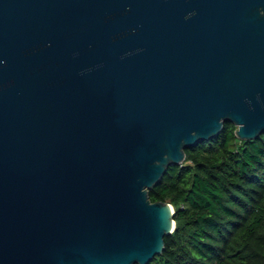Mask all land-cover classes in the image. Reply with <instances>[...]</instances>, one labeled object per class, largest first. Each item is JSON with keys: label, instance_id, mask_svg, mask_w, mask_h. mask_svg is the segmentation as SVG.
<instances>
[{"label": "water", "instance_id": "95a60500", "mask_svg": "<svg viewBox=\"0 0 264 264\" xmlns=\"http://www.w3.org/2000/svg\"><path fill=\"white\" fill-rule=\"evenodd\" d=\"M264 133V0H0V264H149V190Z\"/></svg>", "mask_w": 264, "mask_h": 264}, {"label": "trees", "instance_id": "16d2710c", "mask_svg": "<svg viewBox=\"0 0 264 264\" xmlns=\"http://www.w3.org/2000/svg\"><path fill=\"white\" fill-rule=\"evenodd\" d=\"M226 121L216 137L185 149L149 190L175 208V230L149 264H264V133L239 139Z\"/></svg>", "mask_w": 264, "mask_h": 264}]
</instances>
